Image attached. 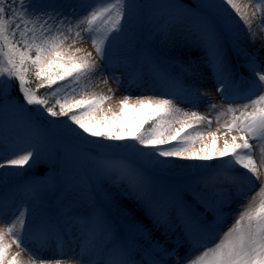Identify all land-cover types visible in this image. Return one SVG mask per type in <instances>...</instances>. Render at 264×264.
Here are the masks:
<instances>
[{
    "label": "snow or ice",
    "instance_id": "snow-or-ice-1",
    "mask_svg": "<svg viewBox=\"0 0 264 264\" xmlns=\"http://www.w3.org/2000/svg\"><path fill=\"white\" fill-rule=\"evenodd\" d=\"M253 5L255 11L249 14L247 9ZM130 6V0H95L80 16L73 5H67L71 11L66 12L63 4L0 0V123L5 111L12 110L26 127L50 142L64 136L97 149L89 153L95 183L90 191L69 190L62 222L29 223L27 208L19 210L11 221H0V264H67L71 260L79 264H264V65L247 55L255 79L242 89L231 75L224 48L231 13L243 22L249 39L255 42L252 20L259 14L264 31V0H219L201 4V12L195 15V27L218 77V91L230 92L233 100L216 114V131L207 133L198 129L204 122L211 127L212 120L179 107L174 95L139 96L134 101L124 95L118 102L119 110L114 111L111 106L104 108L112 96L88 91L93 76L102 69L92 52L75 45L89 39L96 56L103 60L106 44L123 32L122 22ZM206 9H215L223 16L224 25ZM145 65L161 79L169 76L167 66L158 58L146 59ZM12 81L19 96L11 93ZM103 83H108L107 78ZM41 89L47 91L41 93ZM109 91L114 95V90ZM236 99L245 102L236 104ZM216 108L211 105V109ZM127 109L135 113L130 121ZM36 115L48 118L47 128ZM64 117L67 119L60 120ZM206 136L213 145L222 140V146H216L214 152L208 151L207 143L196 149V141H204ZM120 147L135 153L140 163L133 166L125 158L106 154ZM36 149V143L29 142L14 156L0 154V169L31 167L29 162L35 163L39 155ZM158 157L164 161L216 160L217 164L210 175L201 174L182 190L168 194L165 210L158 211L154 186L142 171L145 164L164 162ZM118 180H127L137 208L151 222V228L117 204L106 182ZM252 189L258 190L247 203L230 211L232 203L246 199ZM78 205H83V211ZM111 207L130 220L144 238L142 243L131 246L119 239L106 211ZM160 229L164 244L154 239V232ZM69 231L79 233V256L63 253ZM177 233L173 247H166ZM26 236H35L41 247L51 241L57 254L47 259L36 255L25 243ZM13 245L21 251L13 253ZM180 247H184V254ZM22 251L29 252L28 262L21 259Z\"/></svg>",
    "mask_w": 264,
    "mask_h": 264
},
{
    "label": "rangeland",
    "instance_id": "rangeland-1",
    "mask_svg": "<svg viewBox=\"0 0 264 264\" xmlns=\"http://www.w3.org/2000/svg\"><path fill=\"white\" fill-rule=\"evenodd\" d=\"M38 2L63 4L65 5L63 10L66 12L71 11L67 5L77 6L78 15L82 16L86 12L87 6L93 5L95 0H38ZM240 2L245 3L247 0H240ZM214 3H219V0H130L131 6L127 9L125 19L122 22L124 25L123 32L118 39L106 44L108 46H106L105 58L100 60L99 63L102 70L98 73L107 74L117 66H124L128 68L130 74H133V77L128 88L121 93L122 96L113 104L107 103L106 109L111 106L114 107V111H118V102L124 95H130L134 101L136 98L132 90H149L147 86L138 81V78H147L143 74L145 70L149 69L145 65V60L153 57L158 58L167 66L169 76L164 79L166 82H171L174 85L192 86L197 90L201 89V81L204 77L203 73H205L203 72L204 68L202 67L200 71V68L195 66L197 70L194 68L192 72H189L190 68L186 69L184 65L198 62L202 58H210L207 49L198 48V51H193L194 47L203 43L195 27V15L201 12L199 7L201 4ZM81 5L82 7H80ZM204 11L215 17L219 25H224V17L217 15L215 9ZM247 11L249 14L255 11L254 5L250 6ZM231 16L232 22L224 48L229 65L236 66V62L240 58L238 48L247 45L251 40L243 22L239 21L235 13H231ZM256 26L261 31L259 14L252 20L253 32ZM261 33H263L262 38H256L255 42H252V47L255 46V48L248 50V54L256 57L258 64H264V46H262L264 45V31ZM67 43L71 44L72 40L70 39ZM89 43L91 41L85 39L77 43L75 47L91 52ZM96 57V55L93 56L94 59ZM204 66L207 70L212 69L209 62H205ZM233 66L230 68L233 78L236 73L239 77L238 84L247 86L249 78L254 77L251 70L241 71L240 67L239 70L237 69L238 72H235L236 68ZM15 83V81H12L11 93L13 96H19ZM161 83V81H157L156 84H159L160 87L152 92L161 93L160 96L164 98H173L174 95L176 97L175 102L179 107L187 111H198L202 115H206L208 119L215 117L222 110V106L225 107L222 105L219 108L211 109L208 101L186 96L182 92L164 87ZM92 87L93 85L88 91L95 94L96 92L92 91ZM97 95H100V93ZM146 95L153 96L149 93H146ZM184 95L186 98H183ZM225 97H221V103L232 101L230 100L232 97L228 99ZM134 115L135 113L131 109L126 110L129 121ZM35 118L44 128H47L48 118L46 116L36 115ZM198 130L205 133L215 131L207 124L201 125ZM88 139L92 138L89 137ZM29 142L36 143L38 158H35V163L29 162L32 165L31 167L25 165L23 168L18 169L16 178L21 175L24 176L21 180L26 181L25 186L30 188L40 204L50 208L52 212L63 211L69 202V190L85 188L90 191V185L95 183L93 164L89 159V153L97 151L94 145H85L64 136L58 137L54 143L50 142L48 138L40 136L31 128L26 127L18 113L6 110L2 117V123H0V153L14 156L21 145ZM6 143L11 144L12 147H7ZM123 143L131 142L125 141ZM106 154L125 158L133 166L140 163L135 153L123 147L109 149ZM156 159L164 161V158L158 157ZM173 159L169 158L159 164L144 165L142 171L145 177L152 182L154 190H166L170 194L172 191L182 190L186 185L196 180V177L184 175L185 172H172ZM189 164H192V162L180 164L179 166L185 168ZM169 174H173V176H169ZM121 182L127 189H131L128 182ZM15 183V181H12L11 184ZM106 186L111 190L115 185L106 182ZM113 196L116 198L115 193H113ZM77 207L78 210L83 211V205ZM108 210L109 208L106 211L108 212Z\"/></svg>",
    "mask_w": 264,
    "mask_h": 264
},
{
    "label": "bare ground",
    "instance_id": "bare-ground-1",
    "mask_svg": "<svg viewBox=\"0 0 264 264\" xmlns=\"http://www.w3.org/2000/svg\"><path fill=\"white\" fill-rule=\"evenodd\" d=\"M259 28L256 26L255 27V35L256 37L262 38L261 36L263 35V31H259ZM112 40L109 41V44ZM89 46L91 47V52L94 55L95 50L92 47V44L89 43ZM108 46V45H106ZM206 50V47L204 43H200V45H197V47H194L193 51H198L199 49ZM255 46L252 47V41H250L247 45H244L242 47L238 48V54L240 56L239 60L236 62V66L229 65V61L226 58L228 67L231 68L232 66L235 67V72L239 70L241 67V71H245L246 69H250V66L247 64V55L249 53L248 50H253ZM243 53V54H241ZM99 63L100 59L99 57L95 58ZM210 58H202L199 59L198 62L195 63H188L184 65V68L189 69V72H192L195 66H198L200 68V71L202 67L204 68L203 72V78L201 81V89H194L192 86L188 85H174L171 84V82H166L164 79H161L159 76L156 74L152 73L149 69L144 71V76L147 78L145 79H139L138 80L140 83H143L145 86L148 87L149 90H132L134 97L137 98L139 96H149L146 95V93L151 94V95H156L160 96L162 95L161 93H154L152 92L153 90H156L160 87L159 84H156L157 81H161L162 85L168 89H174L175 91L177 90L178 92L184 93L186 96H191L192 98H200L204 101H208L210 103V107L212 104L217 105L219 108L220 106L224 105L225 107L229 103H221L222 100L221 97L227 96L231 97L230 92L225 91L221 92L218 91V88L220 87L218 83V77L214 74L213 69L207 70L205 69L206 66H204V63L209 62ZM196 64V65H195ZM260 64V63H259ZM264 65V64H261ZM196 69V68H195ZM238 69V70H237ZM197 70V69H196ZM251 76V75H248ZM133 77V74L129 73L128 68L124 66H117V68L109 71L107 74H102V73H97L95 76H93V87L92 91L96 92L97 94L100 93V95H110L112 96V99L108 100L104 104V108L106 109L107 103L113 104L115 101L118 100L119 97H121V93H123L124 89L128 88L129 83L131 82ZM107 78L108 83H103V80ZM234 79L239 83V77L234 75ZM251 79H255V77H250ZM247 80V79H246ZM194 87V86H193ZM246 85H242L241 88H245ZM109 89L114 90V95L112 92L109 91ZM95 93V94H96ZM132 95V96H133ZM183 96V98H186V96ZM232 100V98H230ZM233 102V100L231 101ZM230 102V103H231ZM245 101L236 99L235 103L240 104ZM114 109V107H113ZM212 120V125L211 128H214L216 131L217 128V123L215 120V117L209 118ZM223 122V121H221ZM207 122H204L201 125H205ZM214 132V131H213ZM204 143H207L208 145V151L209 152H214L216 146H222V140L217 142V145H213L211 142V139L208 138L207 136L205 137L204 141H196L194 147L196 149H199L203 146ZM7 147L10 146L12 147L11 144L9 145L6 143ZM25 144L21 145L23 147ZM20 147V148H21ZM2 154L4 157H10L7 154ZM173 166H172V172L174 173H184V175L188 176H193L196 177V180L199 178L201 174L204 175H210L211 174V169L213 166L217 164L216 160H211V161H200V160H184L180 158H174L173 160ZM192 162V164H189L185 168H181L182 166H179L180 164H185ZM24 167V166H23ZM21 168H5V169H0V221H11L14 219L16 215H18L19 210L27 208L28 209V214H27V219L29 223H35L38 221H50L52 223H57V222H62L64 219V211L65 210H59L56 212H52L50 208L44 207L42 204H40L37 199L35 198V195H33V192L29 189L24 187L23 190H21L20 193L17 194H12L10 193L13 184L12 181L15 180V178L18 176L17 170ZM242 171V170H241ZM169 176H173V174H169ZM121 181H126L127 180H118L116 183H113L115 186L112 187L110 190L113 193H115L116 198L115 201L117 204L122 205L124 208H127L131 210L132 213L138 218L139 220H142L144 224L148 225L149 228H151V222L144 217L142 212L138 210L137 208V203L136 199L134 196V193L132 192V189H127L126 186L122 185ZM20 184V183H19ZM80 189H85V188H76L73 191H78ZM114 189V190H113ZM86 190V189H85ZM258 189H252L251 191L248 192L247 198L241 201H236L233 202L231 205L230 211L235 212L237 210V205L238 204H243L247 203L248 199L251 198V196L255 193V191ZM169 194L168 191L166 190H160L154 191V197L157 203L158 211H164L166 208V197ZM202 210V209H201ZM52 212V213H51ZM108 214L110 216L111 224L113 231L115 234L119 237L120 240L126 242L127 244L131 246H138L140 243L143 242V237L140 235V233L136 230V227L132 225L130 220L126 218L117 207H111L108 210ZM234 216L230 217L228 220V223L225 225L224 230H227V227L231 225V223L234 220ZM3 226V223H0V227ZM162 229L157 230L154 232V239H159L162 244H164V238L160 235V232ZM179 237V233L176 235H173L171 239L165 244L166 247H173L175 244L176 240ZM68 238L70 241L71 246L75 249V251L68 252V251H63L65 256H79L80 255V245H81V239L79 236V233L73 235L71 231L68 232V234L64 237ZM25 243L27 244L28 248L32 250L36 255L44 257L45 259L53 257L57 254L58 251L55 249H50V246L53 244L51 241L47 246L41 247L39 244V241L36 239L35 236L28 237L26 236ZM17 251H21L20 249H17L15 245L12 246V252L15 253ZM181 254H184V247H180L179 249ZM30 254L27 251H22L21 252V259L25 262L29 261ZM85 260H89L88 256L84 257ZM67 264H79L78 261L71 260L67 261Z\"/></svg>",
    "mask_w": 264,
    "mask_h": 264
},
{
    "label": "trees",
    "instance_id": "trees-1",
    "mask_svg": "<svg viewBox=\"0 0 264 264\" xmlns=\"http://www.w3.org/2000/svg\"><path fill=\"white\" fill-rule=\"evenodd\" d=\"M15 84H16V83H15ZM45 91H47V89H41V90H40L41 93H43V92H45ZM17 92H18V91H17ZM60 119H61V120H66L67 118L64 117V118H60Z\"/></svg>",
    "mask_w": 264,
    "mask_h": 264
}]
</instances>
